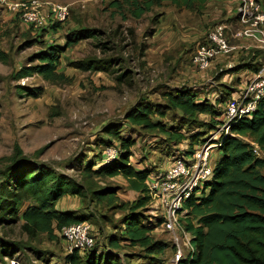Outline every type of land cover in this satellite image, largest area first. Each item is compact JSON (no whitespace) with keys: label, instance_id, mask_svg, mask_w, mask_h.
<instances>
[{"label":"rangeland","instance_id":"1","mask_svg":"<svg viewBox=\"0 0 264 264\" xmlns=\"http://www.w3.org/2000/svg\"><path fill=\"white\" fill-rule=\"evenodd\" d=\"M40 1L69 5V17L58 33L36 34L19 29V21L0 4V50L8 57L6 63L0 62V173L16 154L17 147L35 165L45 164L87 189L115 187L118 202L131 203L138 193L131 191L121 177L108 179L84 175L86 167L96 170L106 160V152L117 147V144L109 146L102 140L103 129L109 124L122 122L124 114L140 101L164 105L166 93L178 87H191L201 96L214 100L224 85L233 89L230 94L235 97L241 80L248 78L244 71L231 73L240 57L246 58L241 56L245 49L239 46L247 43L245 47L251 49L254 42L232 38L240 24L236 5L229 0H211L200 10L163 3L139 19L128 16L126 6H123L127 0ZM113 1H117L122 10L111 6ZM122 15L126 18L123 19ZM219 23L227 28L226 37L232 50L227 56L218 57L209 70L199 73L190 64L191 55L210 29ZM81 28L100 31L99 39L107 43V49L97 47L98 42L94 39L82 40L60 57L58 70L65 80L47 82L37 76L15 80L16 72L27 65L32 56L43 51L45 45H62L66 33ZM82 59L113 60L114 63L107 72H82L70 67L69 63ZM31 64L37 65L38 62ZM222 71L221 79H218ZM123 73L125 76L117 81ZM19 87L41 91L37 97H29L19 95ZM180 117L178 113L169 112L162 121L170 123ZM199 119L208 120L203 116ZM130 134L136 142L131 163L136 168L149 169L153 174L166 169L172 157L185 150V143L175 146L162 136L156 137L138 128H132ZM216 158L214 148L211 159L215 161ZM61 204L77 210L87 208L95 216L87 224L91 226L96 242L101 249H108L102 247L107 242L98 235L99 228L105 236L109 232L102 218L113 219L115 215L110 224L112 228L119 222L122 211L114 212L112 207L88 200L78 205L75 198H64ZM143 214L152 222L156 216L160 217V211L152 203ZM20 224L0 229V237L5 236L26 246L22 252L17 250L13 259H5L0 264H63L67 253L60 237L49 242L41 235L27 247L28 239L21 232ZM151 235L172 246L170 234L164 227L160 226ZM89 250L83 251L87 253ZM126 251L134 255L125 257L124 252H118L121 264L148 263L140 249ZM160 258L162 264H175L174 249L170 247Z\"/></svg>","mask_w":264,"mask_h":264},{"label":"trees","instance_id":"2","mask_svg":"<svg viewBox=\"0 0 264 264\" xmlns=\"http://www.w3.org/2000/svg\"><path fill=\"white\" fill-rule=\"evenodd\" d=\"M209 1L127 0L123 6H126L129 17L139 19L163 3L176 8L200 10ZM111 6L122 10L117 1H113ZM122 17L126 18L124 15ZM13 19L19 21V29L36 34L44 32L53 35L63 28V23L56 22L46 29L35 30L24 25L17 15H13ZM100 36L101 32L97 29L86 28L66 33L62 45L50 43L45 45L43 51L32 56L28 64L16 72L15 80L34 76L47 82L65 80L63 73L58 70L61 55L86 39L96 40L97 47L105 50L107 43L101 42ZM241 53L246 61L240 57L231 73L244 71L248 78L241 80L237 92L264 67L263 50L251 48ZM7 61V54L0 50V62ZM35 61L38 64L32 65ZM113 63V60L82 59L69 65L82 72H107ZM124 76L125 73L121 74L117 81H121ZM18 89L19 95L29 97H37L41 91L27 87ZM231 90L230 86H221L218 96L210 100L201 96L196 89L178 87L166 93L164 105L140 101L124 114L122 122L109 124L103 129L102 140L109 146L117 144L118 159L109 164L102 163L94 171L86 167L84 175L92 174L108 179L121 177L131 191L138 193L131 203H119L115 187L87 189L73 178L57 173L45 164L35 165L16 147V154L0 173V229L21 223L20 230L28 239L27 247L41 235L47 237L49 242H54L61 228L87 223L95 217L87 208H65L61 201L64 198H75L78 205H81L88 200L100 206L112 207L114 212L122 211L119 222L114 223L112 228L110 224L114 222L115 215L113 219L100 216L109 231L105 236L99 228L98 235L107 242L102 247H107L115 254L108 249H101L94 236L92 249L87 253L77 250L67 253L63 264H121L118 252H124L125 257L133 256L126 250L134 248L144 252L143 258L148 260L147 264H162L160 256L174 247L151 235L154 230L163 227V218L156 216L152 222L143 214L151 203L146 182L153 173L149 169L136 168L131 163L132 148L136 145L131 130L138 128L150 135L162 136L167 143L175 146L185 143V150L179 151L171 160L182 158L186 161L221 124L225 102L233 97ZM169 112L178 113L180 119L163 122ZM200 116L208 120H200ZM219 140L217 158L212 160L211 179L183 203L180 223L190 237L193 252L186 251L184 259L178 264H264V97L259 100L251 117H243L233 123L229 133L220 136ZM25 247L1 236L0 263L5 259H13L17 250L22 252Z\"/></svg>","mask_w":264,"mask_h":264},{"label":"built area","instance_id":"3","mask_svg":"<svg viewBox=\"0 0 264 264\" xmlns=\"http://www.w3.org/2000/svg\"><path fill=\"white\" fill-rule=\"evenodd\" d=\"M229 1L236 5V17L240 24V28L235 31L232 38L238 41H253L254 48L264 51V0ZM0 4L10 14L17 15L24 25L35 30L46 29L56 22L64 23L70 14L69 5L40 0H0ZM226 29L222 23L214 25L204 42L196 46L190 59L195 71L206 72L218 57L227 56L231 52L232 47L226 37ZM262 97H264V67L242 85L235 97L225 102L221 124L203 144L196 148L192 157L186 161L176 158L166 169L152 174L147 179L146 185L151 203L160 211V217L164 220L163 227L170 234L175 264L184 259V251L193 252L190 237L180 223L184 201L211 179V154L214 148L220 146V136H226L231 125L241 118L251 117ZM117 159L118 150L112 147L106 152V160L103 164H109ZM91 230V226L87 223L61 228L59 237L64 243L66 253L91 249L94 246Z\"/></svg>","mask_w":264,"mask_h":264},{"label":"crops","instance_id":"4","mask_svg":"<svg viewBox=\"0 0 264 264\" xmlns=\"http://www.w3.org/2000/svg\"><path fill=\"white\" fill-rule=\"evenodd\" d=\"M247 44V43H246ZM246 44L245 45H241V46H239V47H242V48H244L245 50H248V49H250V46H247V47H245L246 46ZM252 48V47H251Z\"/></svg>","mask_w":264,"mask_h":264}]
</instances>
